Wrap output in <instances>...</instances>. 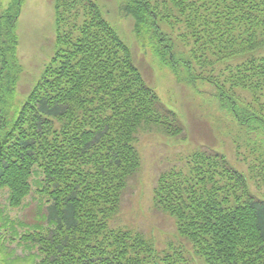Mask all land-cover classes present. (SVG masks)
<instances>
[{
	"label": "trees",
	"instance_id": "1",
	"mask_svg": "<svg viewBox=\"0 0 264 264\" xmlns=\"http://www.w3.org/2000/svg\"><path fill=\"white\" fill-rule=\"evenodd\" d=\"M25 1L9 0L0 13V191L20 208L36 167L43 172L49 227L22 238L38 247L37 264H191L185 245L160 251L142 233L110 226L138 180L139 136L180 137L185 128L96 0H55V54L17 115H7L22 71L16 26ZM122 2L165 67L178 76L197 63L236 123L264 135V0ZM165 26L183 27L181 39ZM155 202L205 264H264V197L225 155L199 150L162 172Z\"/></svg>",
	"mask_w": 264,
	"mask_h": 264
},
{
	"label": "rangeland",
	"instance_id": "2",
	"mask_svg": "<svg viewBox=\"0 0 264 264\" xmlns=\"http://www.w3.org/2000/svg\"><path fill=\"white\" fill-rule=\"evenodd\" d=\"M96 1L108 21L130 45L136 63L141 66L148 84L156 90L163 107L176 113L185 128V135L180 137L157 132L139 136L137 147L142 167L138 180L132 181L123 198L122 211L110 220V226L142 233L160 251L174 252L185 245L184 251L191 264H205L204 259L180 238L174 219L157 209L155 187L158 177L172 167L181 168L196 151H216L243 172L252 190L264 197V171L261 167L264 165V135L236 123L222 107L217 88L207 80L206 73L199 72L197 63L192 72L182 69L177 76L161 63L150 42L145 48L134 32V20L123 11L122 0ZM7 2L9 0L3 1L0 13L7 8ZM164 29L174 39H181L183 27L169 29L165 26ZM16 33L19 38L17 56L22 71L16 92L5 107L9 118L17 115L55 54V0H26ZM258 57H264V53ZM31 184L32 194L20 208L10 206L8 190L0 191V264L41 262L38 247L22 240L38 227L43 228L39 230L43 233L49 227V199L41 192L44 174L37 167Z\"/></svg>",
	"mask_w": 264,
	"mask_h": 264
}]
</instances>
